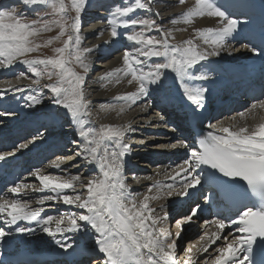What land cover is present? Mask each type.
<instances>
[{
  "label": "snow or ice",
  "instance_id": "obj_1",
  "mask_svg": "<svg viewBox=\"0 0 264 264\" xmlns=\"http://www.w3.org/2000/svg\"><path fill=\"white\" fill-rule=\"evenodd\" d=\"M178 2L184 5L187 0ZM21 3L25 11L0 4V69H9L19 63L35 77L32 84L39 87L45 78L54 81L43 87L51 92L52 103L64 109L77 126L79 140L73 142L78 143L80 150L76 156L96 166L98 173L88 177L82 174L65 177L42 174L40 169L33 171L31 175L39 181V187L16 183L8 191L18 197L22 190L31 187L34 192L46 194L35 200L39 205L35 208L28 200L0 197V219L8 228H0V240L13 231L31 233L36 230L21 227L23 221L29 225L34 223L64 252L79 247V241L74 245L57 237L72 233L79 234L81 240L87 239V247L99 254L91 257V264H177L176 241L185 230L183 226L197 217L199 209L191 208L189 214L175 221L173 238L171 229L164 226L169 218L165 205L159 206L160 214L151 206L152 201L162 198L161 184L155 182L142 194V199H137V194L129 190L124 169L125 157L131 151L125 142L131 125L99 123L97 126L98 118L94 117L92 101L86 94L93 52L92 48L83 46L81 36V14L87 0H21ZM151 3L152 0H132L110 13L111 37L123 35L134 47L124 50L120 67L104 73L99 79L113 87L126 83L133 90L113 96L115 103L101 104V112L123 114L140 101L147 103L153 93H162L166 98L169 75L179 84L183 97L194 111L205 109L208 89L193 84L208 79V75L201 72L202 62L219 56L229 40L236 39V34L243 31L242 21L217 0H194L171 23L192 27L198 19L212 18L218 26L193 27L191 38L173 43V30L162 28L155 19L134 15L138 11L150 12ZM27 10L33 12V17L27 16ZM118 29L127 31L121 33ZM53 31L57 32L55 36L43 43L37 42L43 34ZM152 31L157 35L148 34ZM55 42H60L61 46L55 47L51 56L33 55ZM245 47L264 61V24L260 46L246 44ZM19 78L27 77L21 72ZM10 90L22 89H14L10 82L8 87L0 89ZM27 99L34 104L41 102L37 96ZM258 111L264 112V99H258L247 111L238 114L240 120L245 121L242 125L208 131L205 138L198 141V147L189 148L184 143L183 146L189 148L187 157L171 174L166 173L173 181L163 186L168 189V196L173 194L179 177L181 190L175 192L176 196L194 194L190 190L203 194L204 185H216L222 188L224 195L238 196L241 205L229 223L223 218L207 222L214 225L216 231L201 236L200 241L207 243L196 247L195 252L192 247L187 248L183 264H198L197 255L208 253L220 240H223L222 245L200 264H264V115L258 123L251 126L246 123L250 116L256 119ZM12 114L0 112V117ZM37 138L43 139L39 130L32 140L18 144L15 151L0 153V162H7L16 152L28 149ZM65 162V158H57L50 167L60 168ZM77 188L83 189L86 195L77 193ZM153 189H156L155 194ZM68 190L77 194H69ZM210 199L206 198V202ZM49 201L81 211L44 217L41 215L45 211L43 205ZM233 226L234 231L225 234V229Z\"/></svg>",
  "mask_w": 264,
  "mask_h": 264
},
{
  "label": "bare ground",
  "instance_id": "obj_2",
  "mask_svg": "<svg viewBox=\"0 0 264 264\" xmlns=\"http://www.w3.org/2000/svg\"><path fill=\"white\" fill-rule=\"evenodd\" d=\"M193 3H194V0H187V2L184 5H180L178 0H162L161 2H157V7H155V9L158 11L157 13L160 15V19L162 21L161 27L165 29L173 30V34L175 36V40L173 41V43L182 42L188 38H191L193 27L204 28V27L218 26L217 21L212 18L198 19L192 27L186 26L182 23L177 24V25H173L171 23V20L173 19V17L170 16L172 11H176L181 14L182 12L186 11L187 8L190 7ZM217 3L218 4L221 3V5L228 12H230L232 15H234L235 17L239 18L242 21L241 28L243 29V31L236 34V39L229 40V42L226 44L225 48L221 51V54L219 56L210 57L207 61L202 62L203 67L201 68V72L206 73L208 75V79L205 81H194L193 84L197 86H203L208 89V91L205 93V97H206L205 103L206 102L212 103L216 99L215 96L217 94L226 93V90L231 84H235L234 82H240L241 80H245L249 78L252 71L258 70L260 67H264V61H262L259 56L253 55L250 51H248V48L245 47L246 44H248L249 46H251V44H255L257 47L260 46L261 27H262V24H264V0H217ZM168 9H170V13L167 12ZM91 13L96 14V11H91ZM167 19L169 22L166 21ZM186 27L188 29L187 31L176 30V29H181V28H186ZM85 36H86V39L89 40L87 47H90L93 49V52L91 53V56H90V61L93 60L94 58H99L101 55H104V58L100 59L98 63V65L99 64L103 65L102 71L101 70L96 71L97 72L95 74L96 79L91 83L92 84L91 87L86 88L87 89L86 94L88 98L92 101L94 117L98 118L97 123H112V124L125 125V126L131 125V131H129L130 136L127 135L126 137L128 138V140L130 141L134 140L135 142L137 139L135 135H137L138 132L135 131L136 128L134 127V123L145 125L148 122V120L145 119L146 111L148 109L156 110L157 118H160L163 114H166V115L169 114L168 112H166L165 110L166 108L160 107L161 103L166 106H173V108H175L177 107L175 105L177 101L180 99H184L179 84L175 82L174 78L171 75H169L168 83L166 85V89H167L166 98H165V95L162 93H153L152 96L148 98L147 103L145 101H140L138 102L137 105H134L132 108L128 109L123 114L117 115L115 112H110V113L101 112L100 111L101 104H106L110 102L115 103L112 100L113 96L133 90L132 86H128L126 83H122L118 86L113 87L112 85H108L104 82H101L99 79V77H101L104 73L114 68L120 67L122 65V56L115 55V53H117L122 46L124 45L129 46L130 44L127 42L124 36H121L120 38L117 37L115 39L112 38L110 35L109 28L104 24L103 21H98V20L97 22H94L92 27H90L84 32L83 37ZM235 48H237L238 52H236ZM112 57H114L113 60L110 59ZM106 62L108 63L105 65ZM16 70H17L16 65L9 69H0V73H3V74H0V89H4L8 87L9 82L13 86L14 89L16 88L22 89L21 91H15V90L0 91V112L13 113L10 116H6L8 118L17 117V115L15 114H19V115H22L23 117H27L28 122H25L24 124H28L36 120L37 118H39L40 120V130L39 131L41 132L42 129L44 128V133H46L47 135L48 133L50 134L53 131H58L57 129L58 126H55L56 124L55 125L51 124L53 120L51 122L43 121L44 119L41 120L42 119L41 117H43V114L41 113L46 112L47 114H49L53 111V108L48 107L46 108V110L37 111L33 116H31L29 109L32 107V104L34 103H32L31 100L27 99V97L31 96L28 90L25 89L27 85L18 87L16 86V83L12 81L14 78H17L20 75V74L18 75V73L15 72ZM28 105H31V106H28ZM216 105L217 103L215 104V106ZM249 108L250 107L246 108V111ZM169 111H172V110H169ZM261 115H264V112L258 111L256 114V119H252L250 116L247 119L246 123L250 126L255 123H258ZM225 116L226 114H221V116L217 120H215V122L219 126H227V127H232V128H234L238 124L242 125L243 123H245V121L240 120L239 115H233L231 117V120L234 122L224 123ZM172 119L173 118L171 117V120ZM46 120L49 121V118H47ZM69 121H71V119H69ZM168 122L169 121L166 122L164 118L162 123H168ZM70 126L75 127L76 125L72 123L71 121ZM30 131H33V130H29V132ZM29 132H24V133L28 134ZM174 132L176 134L172 133L169 136H165V135L162 137L159 136V138L162 141H165L167 142V144H169L168 146L163 147L162 154L167 156L164 160H161L163 162L158 163L160 158H156V157L151 158L153 154L149 155V157H144L140 155L139 158L141 160L147 158V160L150 159L154 163H157V165L156 164L151 165L150 169H148L147 167L149 165H147L146 161H143L142 164L145 163L143 166L144 167L147 166L146 167L147 170H142L141 172L135 171L131 174V176H129V174H126V181H125L129 185V190L132 193L137 194L138 196L140 194L139 191L142 189L141 187L142 185L146 186V184H151L152 186L155 182L158 181L162 186L160 190V195L162 198L159 200L152 201L151 206L156 207L157 214H160L159 206L161 204L165 205V210L168 212L169 218H171V220L174 219L175 213L168 211V204L170 203L172 198L175 196V192L180 191L181 188L179 185L180 179H178L177 177V183L172 189L173 196L172 195L165 196L166 193L164 192H168V191H167V188L163 186L173 183L171 179L167 178L166 173L171 174L174 171L176 165L182 162L183 159L187 157L189 153V148L197 147V139L194 138V134L190 130L184 127L183 120H181L178 123V125L174 128ZM16 134H15L14 142L8 141L7 149L0 151V153L9 152L15 147V144L16 145L20 144L21 139H23L25 136L22 135L23 133L17 134V135ZM170 136L172 137V139L174 138L173 141L177 142V145L176 144L172 145L173 141L169 140ZM47 142H49V140ZM47 142L33 144L29 146L28 149H25L23 151H25L24 153H26V151H28L27 153H30L31 147H38V148H41V150H44V145ZM184 143H187L189 145V148H185L183 146ZM150 146L151 147L149 148H151L152 150L154 149L158 150V148H160V147L153 148L151 144ZM76 150L78 149H75L74 151ZM175 152H176V155L174 154ZM46 153L47 152L42 151L38 155L39 157H42ZM56 155L57 154H53V155L47 154V160L44 163L49 165L48 169L47 167H41L42 164L39 165L38 163L31 166V172L30 174H28V177H30V181L36 180V178L33 175H31V173L35 171L36 169H40L42 174L65 176V177L79 173L78 171L75 172L77 168L70 169V167H67V169H70L69 171H65V170L62 171V169H64L63 167H60V168L50 167V164L52 162L51 158H54ZM36 156L37 155L30 156L28 160H31V158H34V157L36 158ZM61 157L62 156H59V158ZM12 161H13V158L12 159L9 158L7 162H0V166H3L6 163L12 162ZM24 161H25L24 158L18 159V162H24ZM82 161L85 162L86 164L85 167L88 168L87 172L82 174L84 177L94 176L98 173V169L96 168V166L88 164L83 158H82ZM152 168H155L153 169L154 173L152 175H148L149 173L153 172ZM134 174H136V176H140L141 179L138 181L137 178L133 176ZM68 191L71 192V190H68ZM82 191L84 190L77 188V193H81ZM155 192H156V189H153V194H155ZM32 193H33L32 196H27L25 192H21L20 196L18 197L13 196V194H11V196L7 199H17V198L24 199V200H28L32 202V206L34 208L39 207V205L35 203V200L45 195L46 193L34 192V191ZM138 196H137V199H141V198H138ZM43 207L45 208V211L41 213V215H44L45 217L51 214L50 211H52V213L59 211V213L62 212L64 214H67L71 208V206H66L62 203L59 204V203H56L55 201L46 202L43 205ZM174 208L175 207H173L172 209ZM78 211H81V210H78ZM184 215L186 214H183V216ZM0 221H2V219H0ZM57 238L67 239V241H72V242L79 241V243H83L86 246L89 243L87 239L81 240L79 237V234L65 233L64 237H57ZM190 240L193 241V245H194L193 251L194 252H195L196 247H200L201 244L207 243V241H200L199 236H195L191 238ZM53 242L54 241L51 237H49L43 231H40L39 235L36 238H34V241L32 244L33 245L44 244L45 246H48L52 244ZM217 242L223 243V240H220ZM203 254L204 255H201L203 257L201 258H199L200 256L198 257L197 255V257L199 258V259L197 258L198 264H200V262L203 261L205 256L209 255V253L208 254L203 253ZM183 262L184 260L182 261V264Z\"/></svg>",
  "mask_w": 264,
  "mask_h": 264
},
{
  "label": "rangeland",
  "instance_id": "obj_3",
  "mask_svg": "<svg viewBox=\"0 0 264 264\" xmlns=\"http://www.w3.org/2000/svg\"><path fill=\"white\" fill-rule=\"evenodd\" d=\"M161 1L162 0H152L151 11L150 12H139L138 11L134 15H136V16H138L140 18H145V19H155L157 24L161 26L162 25L161 24L162 21L160 19V15L157 13L158 11L155 9V7H157V2H161ZM131 2H132V0H87V6L85 7L83 13L81 14V36L83 37L84 32L87 29H89L90 27H92L94 22H97V20L98 21H103L104 24L110 30L111 29V25L108 23L109 19L111 18L110 17V13L112 11H114L115 7L124 6V5L128 4V3H131ZM0 4L17 7L18 11H25L24 5L21 3V0H0ZM220 5H221V3H220ZM91 11H96V14L91 13ZM167 12L170 13V9H168ZM26 14L30 18L33 17V15H34L31 10H27ZM73 15H74V13H73ZM179 15H180V13H178L176 11H172L170 16L175 18L176 16H179ZM166 21H168V19ZM118 31H120L121 33H124L127 30L126 29H118ZM56 34H57L56 31H53V32H50V33H45L41 37L38 38L37 42L43 43V41L49 39L50 37L55 36ZM148 34L149 35H157V33L155 31H152V32H150ZM121 36H123V35H121ZM121 36H119L118 38H120ZM88 41L89 40L86 39V36L83 37V46L87 47V45L89 43ZM127 42L130 45L129 46H125V45L122 46L120 48V50L117 53H115V55L122 56L124 50L132 49L134 47V45L131 44L129 41H127ZM60 46H61L60 42H55L53 45H51V46H49L47 48H41L39 53H35L33 55L34 56H36V55H39V56H51L53 54V49L55 47H60ZM115 55H113V56H115ZM98 59L99 58H94L93 60H91L90 61V65L94 66V67H99L100 64L98 65V63H99L100 60H98ZM110 59L113 60L114 57H112ZM110 62H111V60H110ZM107 63L108 62H106L105 65ZM16 67H17V70L15 72L18 73V75L21 72H23L25 77H27V78H25V79L24 78H19L18 79V77H19L18 76L17 78H14L12 81L15 82L17 85L20 84L19 86H21V87L26 84L27 87L25 89L28 90L29 94L31 96H37V98L40 99V101H41L39 104H32V107L29 109L30 113H33V112H36V111H43V110H46V108H48V107L53 108V111L51 113H49V114H47L46 112H44L46 114L41 113V114H43V117H41L42 118L41 120L44 119L43 121H47V122H51L53 120L51 124H53V125L56 124L55 126H58L57 127L58 131H53L50 134L48 133V135L45 134L44 131H42L44 138L43 139L37 138V140L41 141V140H44L46 137H51V138L54 137L56 139H57V137L62 138L61 140H58V141H59L60 144H65L66 148L62 152H60V154L57 157H55L54 160H57V158H59V156H62L61 158H65L66 159V162L61 165V167L66 168L65 171H69V169L67 170V167H70V169L77 168L75 170V172L78 171L79 172L78 174H84L85 172H87L88 168L85 167L86 164H85V162L82 161V157L76 156V153L80 150V146L78 145V143H74L73 142V141H78L79 140V137L77 135V126H75V127H71L70 126L71 121H69V119H71V117L66 115L64 109H62L58 105H55V104L52 103V94H51V92L47 88L43 87V85L52 83V81H48L46 78L42 79L41 80V86L38 87V86L32 84V80L35 79V77L32 76V74L27 71L26 66L17 63ZM102 69H103V67L102 68H98L97 70H101L102 71ZM77 70L79 71V69H77ZM95 79H96V75L95 74L88 75V79H87V82H86V88L87 87H91V85H92L91 83ZM151 111L152 112L153 111L156 112V110H151ZM15 115H17V118H19L21 116L19 114H15ZM154 115H155L154 112L151 115H149V116L146 115L145 119L149 121L150 119L154 118ZM49 116H51V117H49ZM47 118H49V121L46 120ZM226 119H229L227 117V115L225 116L224 121ZM98 124L99 123H97V126H98ZM162 124H165V123H162ZM135 125H139V126H135ZM148 125L149 124L143 125V124L134 123V127L136 128L135 131L138 132V134L135 135L136 138H137L135 143H139L140 142L141 145L139 146V148L142 149L143 152H144L145 149H147V151H146L147 153L151 152L152 149L149 148V147H151L150 144L153 146V148L160 147V148H158V151L159 150H163V147H166L169 144H167V142H165V141H162L159 138V136L155 137V138L153 136H151V137L146 136V134H147L146 131L147 130L154 129L151 125L150 126H148ZM43 130H44V128H43ZM127 135L130 136L129 132L127 133ZM147 135H149V134H147ZM160 137H162V136H160ZM157 138H159V139H157ZM173 139H172L171 136L169 137L170 141H173ZM37 140H36V142H37ZM125 142L128 143V144L129 143H134V140L130 141V140H128L127 137H125ZM174 142L175 141L172 142V145H175ZM145 144H147V145H145ZM75 149H78V150L74 151ZM154 150L156 151V149H154ZM149 154H151V153H149ZM153 154H155L154 156L161 155V154H159V152H158V154L153 152ZM174 154L176 155V152ZM151 157H153V156H151ZM146 163H147V161H146ZM73 165H76L77 167L76 166L73 167ZM155 168H152L153 172L149 173L148 175H152L154 173L153 169H155ZM148 169H150V166H149ZM144 170H147V169H144ZM62 171H64V170L62 169ZM139 172H141V171H139ZM133 176L136 177L138 181L141 179V177L140 176H136V174H134ZM129 183H131V182H129ZM34 186L39 187V183L35 182ZM150 186H151V184H146V186L142 185L141 187H142L143 190L141 189L139 191L140 194H139V196L137 195L138 198L142 199V195L141 194L145 193ZM167 191H168V189H167ZM81 193L86 195V192H84V191H82ZM164 193H166L165 196H168L167 195L168 192H164ZM69 194H72V195L74 194L75 195L77 193L69 192ZM172 203H170V204H172ZM59 204H61V203H59ZM169 206H171V205H169ZM78 210L79 209L72 208L71 210H69V212L78 211ZM56 212L59 213V211H56ZM56 212H54V213H56ZM69 212L67 214H69ZM50 213L53 214L52 216H54V217L67 215V214H64V213L63 214H58V213L54 214V213H52V211H50ZM196 236H199V235H196Z\"/></svg>",
  "mask_w": 264,
  "mask_h": 264
}]
</instances>
